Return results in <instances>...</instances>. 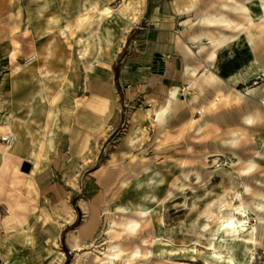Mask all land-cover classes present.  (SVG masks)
<instances>
[{
  "label": "rangeland",
  "instance_id": "374dc122",
  "mask_svg": "<svg viewBox=\"0 0 264 264\" xmlns=\"http://www.w3.org/2000/svg\"><path fill=\"white\" fill-rule=\"evenodd\" d=\"M102 1L113 15L86 47ZM241 4L0 0V264H214L201 211L224 196L221 181L248 213V264H264V148L258 160L244 139L231 143L264 140V119L245 123L264 110V24L245 29ZM222 16L237 26L203 22ZM242 31L255 60L242 56L207 78L219 50L209 36ZM252 159L257 167L240 176ZM155 165L164 227L150 214L131 233L124 222L137 217L118 207L142 201L131 180ZM158 232L196 250L157 253Z\"/></svg>",
  "mask_w": 264,
  "mask_h": 264
},
{
  "label": "bare ground",
  "instance_id": "6f19581e",
  "mask_svg": "<svg viewBox=\"0 0 264 264\" xmlns=\"http://www.w3.org/2000/svg\"><path fill=\"white\" fill-rule=\"evenodd\" d=\"M247 5H240V8L246 10L249 14L245 29L248 30L250 26H260L264 24V2L261 0H246ZM254 7L257 8L254 9ZM113 15V10L108 3L101 2L98 8V14L95 21L94 28L89 32V35L85 41L86 47L93 43L95 39V30L103 23L104 18L109 19ZM203 22L210 26L214 23L227 22L230 26L236 27L231 21L222 17H204ZM209 42L218 43L219 50L217 53H212L211 56L215 57L214 72H208L207 78H212L215 74H222L223 66L225 63H235L242 56L249 57L252 61L255 57L249 46V40L245 31L233 39L218 38L210 35ZM260 74L264 73V70L258 69ZM177 90L172 92L174 96ZM220 99V97H218ZM261 103L264 105V98ZM264 119V110L258 109L253 114H249L245 117V123L252 124L255 120ZM242 139L247 143V153L251 155L255 153L256 159L261 160L263 155L261 150L264 148V140L255 138L254 136H236L231 143L234 145L239 144ZM176 160V158H174ZM240 157L233 165L240 164ZM257 167L255 160L248 161L244 166L240 167L239 175L245 176L253 171ZM231 172V170H230ZM165 180L164 174L158 168L157 165L149 166L143 170L140 174L135 176L131 181L134 187L139 190L138 197L142 200L137 204L130 202L125 203L118 207L119 211L123 213H129L135 215L137 218H128L124 222V227L131 233H134L140 227V220L150 216L152 222L159 228L164 227L163 215L161 213V207L163 206L162 200L154 192V189L161 186ZM129 181H123L124 186L128 185ZM223 195L221 198L214 202V206H211V202H206L205 208L201 211L203 220L200 223L201 231H205L208 228L211 229L210 236L205 237L204 244L211 249L212 255L215 258L214 264H248L252 258V244L255 239L249 235L246 230L248 227V213L245 207L241 203L236 202V198H239L238 193L235 191L233 184H224L222 181L219 183ZM249 190V188H247ZM212 193V190H208L205 193L207 198ZM179 195L174 193L169 195V201H175ZM186 204V197L182 205ZM153 205H158L156 207ZM197 203H194L191 208H196ZM259 209H264V206L259 204ZM165 237V238H164ZM168 237V238H166ZM191 240H195L196 243L203 242L199 237H193ZM153 244L157 245L156 252L160 253H175L180 250H190L193 252L196 250L195 245L177 246L174 240L165 235L163 232H158L152 239ZM122 252L121 248H116L111 253L109 262H113L114 258H117ZM140 250L137 253L140 254ZM226 252L227 255L224 253Z\"/></svg>",
  "mask_w": 264,
  "mask_h": 264
},
{
  "label": "trees",
  "instance_id": "16d2710c",
  "mask_svg": "<svg viewBox=\"0 0 264 264\" xmlns=\"http://www.w3.org/2000/svg\"><path fill=\"white\" fill-rule=\"evenodd\" d=\"M115 76L117 75V67H114Z\"/></svg>",
  "mask_w": 264,
  "mask_h": 264
},
{
  "label": "water",
  "instance_id": "95a60500",
  "mask_svg": "<svg viewBox=\"0 0 264 264\" xmlns=\"http://www.w3.org/2000/svg\"><path fill=\"white\" fill-rule=\"evenodd\" d=\"M28 169V164L27 163H25V170H27Z\"/></svg>",
  "mask_w": 264,
  "mask_h": 264
}]
</instances>
